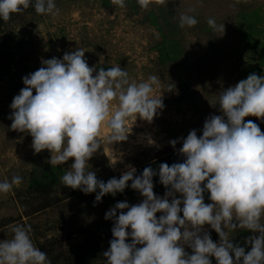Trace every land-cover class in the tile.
Wrapping results in <instances>:
<instances>
[{"label": "clouds", "instance_id": "9594fccd", "mask_svg": "<svg viewBox=\"0 0 264 264\" xmlns=\"http://www.w3.org/2000/svg\"><path fill=\"white\" fill-rule=\"evenodd\" d=\"M112 3L126 7L125 0ZM138 3L147 7L148 0ZM30 6L38 14H60L55 0H0V19L6 22ZM207 23L224 32V24L215 19ZM179 24L191 28L198 20L181 13ZM42 65L23 77L25 87L10 105L11 129L29 133L35 153L49 150L51 166L74 158L61 177L64 186L85 194L99 189L100 202L106 194L124 192L131 181L143 197L131 206L118 202L106 212L105 219L114 221L113 239L103 252L106 264H212V257L217 264H264V132L252 120L245 122L249 116L264 120V76L252 73L221 92L222 115L209 116L201 136L191 130L181 138L183 162L161 163L158 172L146 167L139 176L131 169L105 183L88 170V161L104 145L102 128L111 130L107 140L114 143L128 139L130 119L151 122L164 107L162 96L154 95L159 78L151 75L137 83L120 66L97 72L82 48L63 59L42 60ZM113 102L118 105L114 110ZM177 142L170 141L174 148ZM156 175L167 189L163 197L154 193ZM22 181L20 175L0 181V193H9ZM205 192L211 203H205ZM157 213L162 215L158 218ZM205 225L218 233L219 242ZM237 228L253 233L245 240L250 250L229 238L228 230ZM12 232L11 239L0 241V264H51L33 242L30 225H17Z\"/></svg>", "mask_w": 264, "mask_h": 264}, {"label": "rangeland", "instance_id": "374dc122", "mask_svg": "<svg viewBox=\"0 0 264 264\" xmlns=\"http://www.w3.org/2000/svg\"><path fill=\"white\" fill-rule=\"evenodd\" d=\"M55 3L60 9L55 18L38 14L35 9L22 11L12 14L0 30V49L8 50L12 56L9 72L0 75V181L14 175L23 178L9 193H0V241L13 237V227L30 225L35 245L53 244V256L64 254L69 264H105L78 263L77 259L78 251L84 247H110L112 235L100 232L101 226L110 221L105 219L110 209L103 204H87L72 197L75 189L64 186L60 178L56 203L32 213L39 201L28 190V175L33 169L51 166L47 162L51 153L47 149L35 153L32 136L11 129L10 105L25 87L23 77L42 67V60L63 59L65 53L82 48L89 66L97 72L101 67L107 70L120 66L137 83L151 75L159 78L154 95L162 96L164 107L157 110L153 120L139 116L136 121L130 119L128 139L114 143L107 140L111 130L103 127L104 145L88 161V170L97 177H118L181 148V138L191 130L201 136L206 119L222 115L218 104L221 92L246 79L249 75L244 71L256 64L252 50L242 42L241 17L253 13L260 17L261 33L255 38L264 43V0H148L147 7H141L138 0H125L123 8L112 0L106 5L99 0ZM181 13L195 16L198 24L181 28ZM152 15L158 28L150 23ZM209 18L224 24V32L211 28ZM163 39L168 49L177 53L175 61L160 62L155 47ZM117 106L113 102V110ZM172 140L178 141L175 148ZM72 163L74 158L54 166L63 170L62 177ZM211 202L209 198L205 201ZM160 215L157 213L158 218ZM203 227L215 232L210 225ZM243 230H228L229 238Z\"/></svg>", "mask_w": 264, "mask_h": 264}, {"label": "trees", "instance_id": "16d2710c", "mask_svg": "<svg viewBox=\"0 0 264 264\" xmlns=\"http://www.w3.org/2000/svg\"><path fill=\"white\" fill-rule=\"evenodd\" d=\"M58 0H55V2ZM102 5L108 4L110 0H99ZM25 12L34 11V7H29L24 10ZM242 42L244 43L245 48H250L252 50V55L256 59V64H254L253 67L249 68V70H245V75H250L252 73H255L259 76H264V43L257 40L255 37L258 36V34L261 33V30L258 29V25L261 21L260 17L253 13V14H246L245 16H242ZM150 23L154 25L156 28L157 22L154 16L152 15L150 17ZM3 21L0 19V30L3 26ZM7 22V21H6ZM168 45L165 44V40L161 41L160 44H158L155 49L158 52V56L160 58L161 63H166L168 61H175L177 53H173V51H170L168 49ZM12 63V56L9 53L8 50L0 49V75H6L11 67ZM106 70V69H105ZM248 120H252L258 126L261 128V131L264 132V120H261L257 117L252 116V118L247 119L245 118V122ZM179 149V148H178ZM178 149H175L174 151L164 154L162 156L153 158L151 160L146 161L145 163L135 167V175L139 176L142 175L143 170L146 167H151L155 171L158 172L159 165L161 163H167L169 166H171L173 163L183 162L185 157L179 154ZM63 174V170L58 166H46L41 167L38 170L33 169L30 174L28 175V181H27V187L28 190H30L31 194H34L37 196L38 203L37 207H35L32 210V213H36L40 210H45L56 203L58 200L57 195V186L60 185V178ZM122 175H119L118 177H115L119 179ZM114 176H111L109 178H103L101 176L97 177L98 180L104 181L105 183L113 178ZM129 186L124 190V192H117L115 195H112L111 193L106 194L102 197V200L100 202L96 201V195L99 192V189H97L96 192L85 194L79 189H75L73 191V196L75 198H78L80 201L86 202L87 204H103V206L108 209H112L116 203L118 202H127L130 206L135 205L137 203L142 202V195L139 191L133 190L131 188V181L128 182ZM153 184H154V193L157 196L163 197L167 191L165 186L160 183L159 175H156L153 177ZM210 196V193L205 192V201ZM125 212L127 210H124ZM119 215V210L117 211V216ZM114 226V221L110 220L109 223L101 226L100 232L102 234H111L112 235V228ZM131 231V229H129ZM211 234V238L214 242H219V235L215 232H209ZM253 235L249 230L245 229L235 235H233L230 239H232L235 243L239 244L240 246H244L246 248V251L250 250V245H247L245 243V240L248 236ZM113 237V235H112ZM131 242V238H129V241ZM53 244H47L42 245L38 244L37 247H39L42 251L47 253L48 259L51 261V264H69L68 258H64V254L62 256H53V249L51 248ZM186 251L191 254L192 250L188 247L185 248ZM107 249L104 247L94 249L93 247L89 248H83L82 250H79L77 253V259L78 263L82 261L87 262H98L102 261L106 264V259L103 256V252ZM212 259V264H217L214 257Z\"/></svg>", "mask_w": 264, "mask_h": 264}]
</instances>
